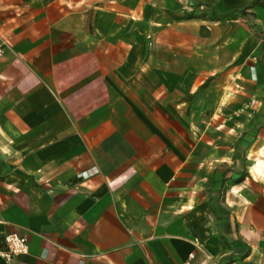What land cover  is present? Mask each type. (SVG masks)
<instances>
[{"label": "crops", "instance_id": "0c3cea01", "mask_svg": "<svg viewBox=\"0 0 264 264\" xmlns=\"http://www.w3.org/2000/svg\"><path fill=\"white\" fill-rule=\"evenodd\" d=\"M0 48V264H264V0H0Z\"/></svg>", "mask_w": 264, "mask_h": 264}, {"label": "built area", "instance_id": "2783aa9c", "mask_svg": "<svg viewBox=\"0 0 264 264\" xmlns=\"http://www.w3.org/2000/svg\"><path fill=\"white\" fill-rule=\"evenodd\" d=\"M2 49L0 48V54ZM6 247L1 251L2 255L11 260L14 256L19 254H26L29 251L28 239L25 235L18 233H9L5 236ZM195 257L194 253L183 264H192V259Z\"/></svg>", "mask_w": 264, "mask_h": 264}]
</instances>
